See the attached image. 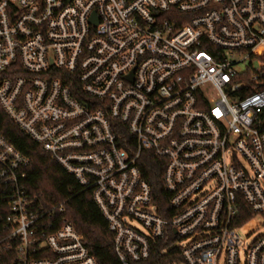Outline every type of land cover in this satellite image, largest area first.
I'll use <instances>...</instances> for the list:
<instances>
[{
    "label": "built area",
    "instance_id": "built-area-1",
    "mask_svg": "<svg viewBox=\"0 0 264 264\" xmlns=\"http://www.w3.org/2000/svg\"><path fill=\"white\" fill-rule=\"evenodd\" d=\"M263 44L264 0H0V107L92 192L121 264L162 242L163 264H264L239 233L264 220ZM31 164L0 134V264H98Z\"/></svg>",
    "mask_w": 264,
    "mask_h": 264
},
{
    "label": "trees",
    "instance_id": "trees-1",
    "mask_svg": "<svg viewBox=\"0 0 264 264\" xmlns=\"http://www.w3.org/2000/svg\"><path fill=\"white\" fill-rule=\"evenodd\" d=\"M259 49L263 51L264 45ZM0 134L32 161L27 170L29 192L37 195L45 207L62 205L65 208L58 219L75 227L98 264H121L114 251L108 224L95 204L92 192L83 189L76 178L52 160L40 145L14 124L1 107ZM142 172L156 192V205L160 210L168 207V194L161 182L163 169L156 160L145 155ZM160 213L164 214L163 211ZM167 246L164 242L158 244L153 258L140 264H163L168 256H160V253Z\"/></svg>",
    "mask_w": 264,
    "mask_h": 264
},
{
    "label": "rangeland",
    "instance_id": "rangeland-1",
    "mask_svg": "<svg viewBox=\"0 0 264 264\" xmlns=\"http://www.w3.org/2000/svg\"><path fill=\"white\" fill-rule=\"evenodd\" d=\"M254 64L256 66L259 65L258 61H255ZM246 66L244 64L241 65L240 70H243ZM137 227V226H135ZM258 227V229L253 232L252 234L248 235L249 232L253 229ZM240 236L242 237L243 241H246L245 244H241V247L246 248L250 243L255 241L257 238L260 237L261 234L264 233V220L260 217L256 219H250L239 231ZM248 235V237H247Z\"/></svg>",
    "mask_w": 264,
    "mask_h": 264
},
{
    "label": "bare ground",
    "instance_id": "bare-ground-1",
    "mask_svg": "<svg viewBox=\"0 0 264 264\" xmlns=\"http://www.w3.org/2000/svg\"><path fill=\"white\" fill-rule=\"evenodd\" d=\"M263 45H264V44H263ZM263 45H262V46H263Z\"/></svg>",
    "mask_w": 264,
    "mask_h": 264
}]
</instances>
